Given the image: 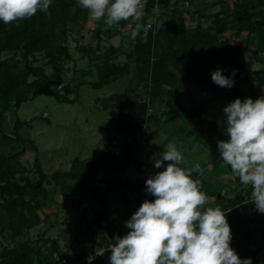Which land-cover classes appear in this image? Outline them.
Returning a JSON list of instances; mask_svg holds the SVG:
<instances>
[{"label": "rangeland", "instance_id": "rangeland-1", "mask_svg": "<svg viewBox=\"0 0 264 264\" xmlns=\"http://www.w3.org/2000/svg\"><path fill=\"white\" fill-rule=\"evenodd\" d=\"M161 1L143 0L144 15L139 23L151 25L146 43L142 42L140 37L132 39L131 32L135 27V22L131 19L120 21L111 28H106L103 19L94 21L88 12L87 21L66 23L67 38L64 41V46L68 49L70 58L62 56L60 64L62 65L64 86L70 88L71 94L68 97L73 99L74 103L59 102L56 96L39 94L34 97L30 93L29 100L21 106L19 111L13 110L7 114L4 130L9 135H13L14 123L19 117L20 121L24 123L21 129L22 136L34 141L39 150V163L37 164L36 152L33 151L30 144L26 145V153L21 156V163L26 170L17 174L18 180L27 177L32 181H37L39 179L37 168L39 167L46 175L57 171L67 172L71 169L72 162L76 158H80L88 164L92 163L102 153L107 152V147L116 141L122 144L123 154L126 152L135 154L134 162L127 167L126 174L128 173V176L131 177L132 171H137L138 175L134 174L137 175L134 180L141 181L142 189L146 186V180L153 176L154 172L164 170L163 168L156 169L154 163L161 158V153L166 150L169 142L176 143L178 150L187 158L186 152L190 146L187 137L193 134L194 130L192 129L195 124L184 118L175 121L169 120V114L171 104L176 101V96L177 101L188 106L189 109L192 104L197 102L191 100L193 95L190 90L200 89L201 83L197 80V72L193 73V71L206 65L204 60L209 48L205 44L199 45L194 47L192 53L186 58L174 60V64H171L167 59L164 61V57L161 55L165 50V37L172 30L178 29L179 18L175 15L177 10H174V7L176 6L172 4L175 0L170 1L168 6L162 5ZM57 11L61 17L60 7L57 8ZM42 14L44 17H49L48 11L42 12ZM185 27L190 29L186 24ZM230 30L233 33L234 28L230 27ZM187 31L193 35L197 31L196 36H200L201 33L198 32L200 30ZM232 33H222L218 40L229 44L228 54L230 55L234 53L232 44H236L238 50L248 48L244 46L245 40L242 38L233 41L235 34L232 35ZM158 34H161V37L156 40ZM10 56L4 54L2 57ZM16 57L24 64L29 63L41 67L45 75L53 78L54 70L50 64V58L43 52L38 51L27 55L20 51L16 53ZM253 58L252 53L243 51L241 59L245 69H260V65L254 62ZM214 65L217 69L222 67L220 60L218 63L215 61ZM233 67L236 68V65ZM165 70L175 71L179 81L187 80L184 82L186 84L176 89L169 86L168 83H161L160 76ZM35 80L36 78L31 76L28 82L34 83ZM94 84H98L100 87L95 88ZM239 85L245 94L251 95L250 87L246 85L245 81L240 80ZM51 89L64 95L65 89L62 86L55 87L53 85ZM216 89L220 90L221 88L218 86L214 90ZM127 103L147 106L145 124L135 137L125 134V130L132 125L136 116L135 109L126 107ZM209 117L218 122L212 110ZM118 130H121L122 133ZM127 145H131V149L128 150ZM21 149L18 144H12L0 149V153L11 155L18 153ZM113 158L115 162L111 167L112 172L117 170V166L125 165L123 156H113ZM167 163L165 162V167ZM99 178H110V173L101 174ZM237 187L234 178H231V182L223 180L219 185H216L223 196L230 198L237 193ZM55 189L54 185L48 187V193L41 200L44 202L43 213L48 217L46 223L40 228L24 231L22 235L14 239L2 236L0 238V255L5 248L21 250L27 242L33 244V241L39 239L45 232L46 237L57 239L60 242L66 262L64 259L60 262L56 255L57 264H87L83 262V259L91 254L86 255V253L98 251L96 244L88 240L87 235H83L82 228L79 226V221L83 225L93 214L91 208L95 206L94 197H87V199L89 198L87 202L90 205L86 207V211L82 212V209L79 208L69 211L67 209L69 207L65 205L61 210L56 207L55 200L52 198ZM242 197L247 196L243 195ZM246 201L253 203L252 197ZM214 204V199L210 198L205 207H214ZM45 210L51 212L47 214ZM253 215L249 216L253 222L249 223V229L255 238H259ZM67 224L69 226L77 225L73 230L75 231L77 227L80 230L79 237L84 241L82 244L72 245L70 240V230L72 229L69 230ZM231 233L230 246L236 247V241H239L240 237ZM125 235L127 233L120 237ZM31 248L33 247L28 245L24 249L30 251ZM34 253L32 254L34 255ZM262 258H264V252L260 256V259ZM102 263L100 262V264ZM104 264L109 263L104 262Z\"/></svg>", "mask_w": 264, "mask_h": 264}, {"label": "trees", "instance_id": "trees-1", "mask_svg": "<svg viewBox=\"0 0 264 264\" xmlns=\"http://www.w3.org/2000/svg\"><path fill=\"white\" fill-rule=\"evenodd\" d=\"M170 1L162 0L160 3L168 6ZM257 3L255 5L256 3L247 0L236 2L234 23H236L239 32L247 30L250 34H259L264 31V9H261L264 6V0H257ZM58 7H60L62 13L61 17L57 11ZM252 9L255 12H251ZM48 15V18L44 17L42 11H38L31 18L9 24H5L0 20V149L9 147L12 144H18L22 148L18 153L11 155L0 153V234L5 237L8 236L9 239H14L22 235L24 231L35 229L45 222L48 217L43 213L44 207L40 198L47 193L44 184L54 183L59 186L64 200L69 199L74 206L83 205L88 196L94 197L95 206L91 208L93 211L91 219L83 225L79 221V226L82 228L83 235H87V239L96 244L97 250H105L103 255L97 257L96 264H100V262H103L102 264L104 262L109 263L110 248L114 243V238L130 231L125 226V222L131 219V216L145 200H154V197L147 192L146 186L143 189L141 188V181L130 180L124 176L127 167L133 164L135 154L132 155L127 152L123 154L122 152L120 156H123L125 165L123 167L117 166V170L113 172L111 167L114 165L115 160L113 156L105 151L98 159L89 164L80 158L74 159L71 169L67 172L57 171L51 175H46L39 167L37 168L39 173L37 181H32L27 177L18 180L17 174L26 170L20 161L21 156L26 153V145L30 144V147L36 152L35 160L37 164L39 163V150L34 141L25 139L22 136L21 129L24 123L20 121L19 117L16 118L14 123L13 135H9L3 127L5 126L4 121L7 114L13 110L19 111L21 106L29 100L28 95L30 93L34 97L38 96L39 88L48 81L54 80L55 87L62 86L65 89L64 95L55 92L59 102L74 103V100L68 97L71 94L70 88L64 86L62 65L60 64L62 56L70 58L68 49L64 46V41L67 38L66 23L87 21L88 10L82 8L78 0H52ZM254 16L261 17V20L253 22ZM228 25L226 20L222 21L217 18L216 25L213 28L187 29L183 20L179 19L178 29L172 30L165 37V50L161 57H164V61L167 59L171 64H174V60H182L190 55L194 47L205 44L209 48L204 60L206 65L193 71V73L197 72V80L201 83V89L212 92L218 86L212 81L211 73L218 70L214 62L218 63V60H220L222 67L219 69L222 70L223 75L234 80V86L231 88L219 86L221 89L217 94L225 95L230 102H234L237 98L244 101L247 97L238 88V81L243 79L250 86L257 89L263 88L264 69L256 71L252 76L242 70L236 55L228 54L229 44L218 41L220 35L227 31ZM187 30H200L198 32L201 33L200 36H196L197 31L193 35ZM160 37L161 34H158L156 40H159ZM262 42L263 44H258V48L254 52L256 56L260 52H264V41ZM20 51L25 52L27 55L38 51L43 52L50 58V64L54 70L53 78L45 75L43 69L39 66L22 63L16 57V53ZM4 54L11 56L3 58ZM233 65H236V68ZM233 71H235L234 76L232 75ZM31 76L36 78L34 83L28 82ZM160 80L161 83H168L169 86L176 89L186 84L184 82L187 81H179L177 73L170 70L163 71ZM94 87L99 88L100 85L94 84ZM250 98L255 101L260 96ZM210 103L211 101H197L194 103L193 108L188 110L185 105L177 101L176 96L175 103L171 104L169 120L175 121L184 118L194 123L193 134L203 145H210L215 137H218L219 141H224L228 138L227 126L218 127L216 136L208 133L209 126L213 124L209 118L208 107ZM127 106L135 109L136 116L132 125L125 130V134L129 137H135L145 124L147 106L138 103H127ZM118 132H121V130H118ZM127 148L128 150L131 149V145H127ZM182 166L188 167L186 164ZM157 172H154L153 175ZM107 173H110V178H99L101 174ZM192 178H198L202 181V191L208 197L214 199V207L219 206L225 212L231 232L240 237L239 241H236V247H230L235 250L242 260L250 258L253 264H264V258L257 260L258 253L264 250V214L256 210L254 203L246 201L251 198V186L242 185L239 178H237V193L230 198L223 196L213 185L197 173L194 172ZM73 184H77V188ZM243 195L247 197L243 198ZM251 214L255 216L254 223L256 231L260 235L259 238H255L249 229V223H253L249 217ZM77 229L78 227L75 231L71 230L72 244H82L84 242L79 237L81 235L80 230ZM28 245L33 247L30 251L24 249ZM33 252H35L34 255ZM93 253L95 252H89L86 255H92ZM56 255L59 257L60 262L63 259L66 260L59 241L47 238L44 233L39 239L33 241V244L27 242L21 250L5 248L0 255V264H54Z\"/></svg>", "mask_w": 264, "mask_h": 264}, {"label": "clouds", "instance_id": "clouds-1", "mask_svg": "<svg viewBox=\"0 0 264 264\" xmlns=\"http://www.w3.org/2000/svg\"><path fill=\"white\" fill-rule=\"evenodd\" d=\"M52 0H0V20L5 24L47 12ZM94 21L103 19L106 28L120 21L135 22L131 37L146 43L151 25L139 23L143 0H78ZM131 26V25H130ZM232 75H235L233 71ZM212 81L223 88L234 80L218 69ZM227 141L218 142L222 162L230 166L242 185L251 186L256 210L264 214V96L253 101L237 98L224 109ZM165 162H168L165 167ZM185 157L176 143L169 142L154 163L157 172L146 180L154 200H145L125 222L127 235L114 238L109 264H253L241 259L230 247L232 233L219 206L205 207L210 197L202 191L199 162L185 167ZM92 257H89L91 261Z\"/></svg>", "mask_w": 264, "mask_h": 264}, {"label": "crops", "instance_id": "crops-1", "mask_svg": "<svg viewBox=\"0 0 264 264\" xmlns=\"http://www.w3.org/2000/svg\"><path fill=\"white\" fill-rule=\"evenodd\" d=\"M171 1H173V0H171ZM247 1H251L254 4L256 3L255 5L258 4L257 0H247ZM174 2H176V3H174ZM174 2L172 3L176 6V7H174V10H177V11H175V13H176L175 15L179 19H182L184 24H186V26L190 29H195L198 27H201L203 29L213 28L216 25L217 18H220L222 21L226 20V22L228 24H230L226 33H229V32L232 33V31L230 30V27L234 28L235 32L233 30L232 35L235 34L234 36L236 38L233 37V39H234L233 41H238L240 38H242L243 40H245L244 46L248 47L247 49L245 48L242 50H238V49H236V44H232L234 46V48H233L234 53L232 55H237L238 60L241 64L242 70L247 72V73H250V75L253 76L256 71L264 69V52H260L258 56H256L254 54V52L258 48V44H263L262 41H264V39H263L264 31L260 32L259 34L258 33L250 34L249 31H247V30H242L239 32L238 27L236 26V23H234L235 13H236V2H240V0H175ZM261 9L263 10L264 6ZM251 12H255V10L252 9ZM260 20H261V17H259V16H254V18L252 19L253 22H258ZM236 33H237V35H236ZM249 48H251V49H249ZM231 49H232V46H231ZM245 50L252 53V55L254 56L253 60H254V62H256L260 65V69L252 70V69H245L244 68V64H243V61L241 59V55L243 54V51H245ZM248 64H251V62H248ZM240 80H243V79H240ZM239 81H238V88L241 90L240 85H239ZM243 81H245V80H243ZM246 85L250 87L251 95H247V94H245L244 91L241 90V92L244 94L245 97L250 98V97H254V96H260V97L264 96V87L257 89L253 86L248 85L247 83H246ZM200 89L190 90L192 95H193L192 96L193 98H191V100L202 101V102L211 101V103L208 107L209 113H211V110H212L218 119L217 120L218 122H216L214 119L212 120L209 117L211 122L218 125V127H221L223 125L227 126L226 122H223L227 119L225 114H224L223 109L229 103H231L230 100L223 94H217L219 89H216L212 92H206V91H204L202 89L200 90ZM186 107L188 110H191L193 108V104H192V107L190 109L188 108V106H186ZM194 128L192 130H194ZM187 140L189 141L188 144L190 146L188 148V151L186 152L187 158L185 157V164L187 166H191V164H193L195 162H199L201 164L202 169H203V175H200V176H202L208 183H210L211 185H213L216 188V185H219L223 180L227 181V182H231V178H234L235 180L238 178L232 174L230 166L225 165L222 162V159L220 157V153H219L218 147H217L218 142H219L218 137H215L213 142L210 145H203L201 142H199L196 139L195 134H191V136H188ZM227 140H228V138L224 141H227ZM20 161H21V159H20ZM127 171H129V170H127ZM132 173L133 174L131 175V177L128 176V173L127 174L125 173L124 176L127 179L134 180L135 178H137L138 172L132 171ZM134 174H137V175H134ZM51 185H54L56 187L54 195L51 192L50 193L53 195L52 198H53V200H55V204H56V207L58 209L62 210L63 207L67 206V207H69V208H67V209H69V211H73L76 208L82 209V212L87 210L86 207L90 205V203L87 202L89 200V198L85 201V203L83 205L74 206L69 199L67 201L64 200L63 194L61 193L59 186L55 185L54 183H51V184L45 183L44 188L46 189V191L48 190V187H51ZM73 186L75 188H77V184H73ZM47 193H48V191H47ZM40 199L42 200L43 197ZM42 203L44 204V202H42ZM46 212H47V214H49L48 212H51V211H46ZM52 212H54V211H52ZM53 216H55V215H53ZM91 217H92V215H91ZM45 223H46V221L43 222L39 226V228L41 226H43V224H45ZM75 226L76 225H73V226L68 225V229L69 230L73 229ZM37 228H35V229H37ZM70 232H71V230H70ZM45 234H46V232H45ZM2 236H4V235L0 234V238H2ZM47 238H49V237H47ZM70 240H71V236H70ZM72 245H76V244H72Z\"/></svg>", "mask_w": 264, "mask_h": 264}, {"label": "built area", "instance_id": "built-area-1", "mask_svg": "<svg viewBox=\"0 0 264 264\" xmlns=\"http://www.w3.org/2000/svg\"><path fill=\"white\" fill-rule=\"evenodd\" d=\"M107 152L110 155L113 156H120L122 154V144L119 142H112L108 147H107ZM105 253V250H98L97 252H95L93 255L91 256H87L83 259V262L87 263V264H96V259L97 257H100L101 255H103ZM89 257H92L91 261H89ZM64 262H66L64 260Z\"/></svg>", "mask_w": 264, "mask_h": 264}, {"label": "water", "instance_id": "water-1", "mask_svg": "<svg viewBox=\"0 0 264 264\" xmlns=\"http://www.w3.org/2000/svg\"><path fill=\"white\" fill-rule=\"evenodd\" d=\"M54 81H48L47 83H45L44 85H42L40 88H39V94L40 95H48V96H56V93L51 89V87L54 85ZM217 132H218V125L216 124H211L209 126V130H208V133L209 135H212V136H216L217 135ZM93 186V185H92ZM220 198V197H219ZM264 252V250L260 251L257 255V260L260 259V256L261 254Z\"/></svg>", "mask_w": 264, "mask_h": 264}]
</instances>
